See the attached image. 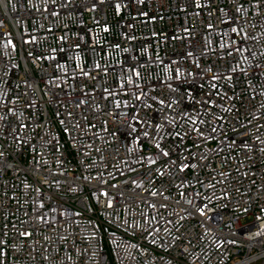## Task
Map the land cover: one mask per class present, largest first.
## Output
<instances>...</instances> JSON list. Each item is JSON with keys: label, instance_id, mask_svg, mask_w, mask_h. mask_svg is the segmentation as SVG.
Returning <instances> with one entry per match:
<instances>
[{"label": "built area", "instance_id": "2783aa9c", "mask_svg": "<svg viewBox=\"0 0 264 264\" xmlns=\"http://www.w3.org/2000/svg\"><path fill=\"white\" fill-rule=\"evenodd\" d=\"M0 264H264V0H0Z\"/></svg>", "mask_w": 264, "mask_h": 264}]
</instances>
